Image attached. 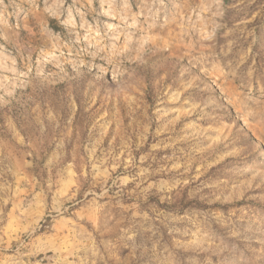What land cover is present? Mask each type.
<instances>
[{"label": "rangeland", "instance_id": "rangeland-1", "mask_svg": "<svg viewBox=\"0 0 264 264\" xmlns=\"http://www.w3.org/2000/svg\"><path fill=\"white\" fill-rule=\"evenodd\" d=\"M0 264H264V0H0Z\"/></svg>", "mask_w": 264, "mask_h": 264}]
</instances>
